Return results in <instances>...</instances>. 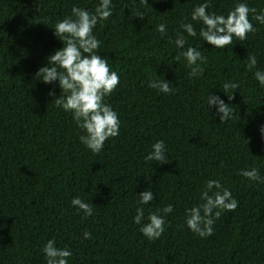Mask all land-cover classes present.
Wrapping results in <instances>:
<instances>
[{
    "label": "trees",
    "instance_id": "trees-1",
    "mask_svg": "<svg viewBox=\"0 0 264 264\" xmlns=\"http://www.w3.org/2000/svg\"><path fill=\"white\" fill-rule=\"evenodd\" d=\"M100 2L0 0V264H47L49 240L71 250L68 264H264V183L240 174L255 167L264 177V87L254 75L264 72V24L250 15L257 31L217 49L191 19L203 3L209 13L227 16L238 2L259 12L264 0H111V17L93 33L101 41L98 54L120 77L105 99L120 129L95 154L80 142L85 131L72 113L56 106L59 82L46 84L35 74L63 47L56 23L73 6L94 13ZM182 22L192 23L197 36L185 32L178 49ZM161 23L164 35L157 31ZM189 46L206 58L200 77L189 76L183 57L174 60ZM249 54L257 58L251 71ZM163 79L171 94L148 87ZM229 82L239 88L225 93ZM209 95L230 104L234 115L221 122L217 107L207 105ZM158 140L168 163L145 160ZM209 180L229 189L238 207L223 212L214 234L201 238L187 227L186 210L204 203ZM145 190L154 199L141 205ZM75 197L92 204L93 215L73 206ZM168 204L173 211L164 233L149 240L141 225ZM138 207L144 209L140 225ZM85 231L92 239H84Z\"/></svg>",
    "mask_w": 264,
    "mask_h": 264
},
{
    "label": "clouds",
    "instance_id": "clouds-1",
    "mask_svg": "<svg viewBox=\"0 0 264 264\" xmlns=\"http://www.w3.org/2000/svg\"><path fill=\"white\" fill-rule=\"evenodd\" d=\"M141 3L149 5L148 0H141ZM112 8L111 0H101L94 13L73 6L72 15L57 22L54 28L55 36L60 37L63 47L50 55L46 66L41 67L35 74V77H39L38 80L43 83L59 82L62 94L54 102L65 112L72 113L76 126L85 131V134L80 136V142L95 154L101 152L108 139L118 136L120 129L117 112L105 102L106 97H109L120 84V77L110 68L107 59L98 54L101 41L93 33L98 23L111 17ZM208 8V3L198 5L192 11L191 19L200 22L198 34L203 41L217 49L233 44L234 38L244 41L249 33L254 34L257 31L249 19L250 15L252 19L264 24V9L258 12L255 7H249L245 2L236 3L227 16L209 13ZM180 27L183 31L177 33L174 43L178 49H184L187 42L184 33L196 37L197 28L192 23L184 22ZM157 31L162 35L166 34V25L164 23L157 25ZM181 57L186 60L190 68L189 76L203 75L205 69L202 65L207 61L200 50L189 46L186 51L179 52L174 60L179 61ZM246 63L248 70L251 71L257 65L256 56L249 54ZM254 75L260 86L264 87V72L257 70ZM148 87L165 94L173 92L170 82L165 79L151 81ZM238 88L239 83L236 82L222 85L225 93ZM49 95L54 96L55 93L50 92ZM228 98L232 100L233 95H228ZM206 100L208 106L215 105L217 111L222 114L221 122L227 121L234 115L230 104L225 103L218 96L209 95ZM261 132L264 134V127L261 128ZM166 153L164 141L158 140L152 145V151L145 160L160 164L168 163L169 158ZM240 174L248 180L264 183V177L260 176L259 170L255 167L242 170ZM139 198V203L145 205L154 199V195L151 190H145L139 194ZM201 200L204 203L186 210V225L199 237L207 238L214 234L215 221L223 212L235 211L238 201L219 180L206 182ZM71 204L82 210L85 216L93 215L92 204L83 201L80 197L73 198ZM172 211L173 205L168 204L156 212H150L148 222L141 225V233L149 240L159 239L165 231V217ZM136 212L134 222L140 225L144 219L143 207H138ZM84 239H92L91 233L85 231ZM43 252L47 264H68V258L72 256L71 250L57 247L54 240L47 242Z\"/></svg>",
    "mask_w": 264,
    "mask_h": 264
}]
</instances>
